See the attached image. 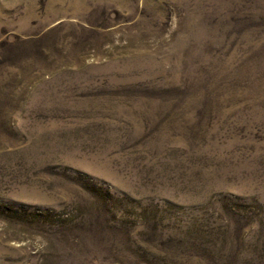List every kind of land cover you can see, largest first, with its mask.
Segmentation results:
<instances>
[{
  "label": "rangeland",
  "instance_id": "374dc122",
  "mask_svg": "<svg viewBox=\"0 0 264 264\" xmlns=\"http://www.w3.org/2000/svg\"><path fill=\"white\" fill-rule=\"evenodd\" d=\"M0 264H264V0H0Z\"/></svg>",
  "mask_w": 264,
  "mask_h": 264
}]
</instances>
